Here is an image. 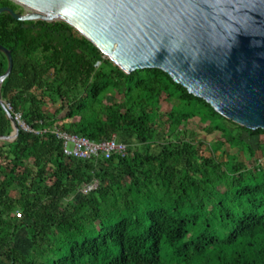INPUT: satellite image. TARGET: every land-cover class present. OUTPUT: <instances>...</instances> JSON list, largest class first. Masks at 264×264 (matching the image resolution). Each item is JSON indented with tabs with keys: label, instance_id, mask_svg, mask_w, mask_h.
Segmentation results:
<instances>
[{
	"label": "trees",
	"instance_id": "1",
	"mask_svg": "<svg viewBox=\"0 0 264 264\" xmlns=\"http://www.w3.org/2000/svg\"><path fill=\"white\" fill-rule=\"evenodd\" d=\"M0 45L13 63L3 100L32 129H47L0 140V264H264V168L224 150L226 160L205 155L186 123L197 117L205 133L250 155L242 133L264 129L225 118L161 69L126 73L62 21L3 11ZM7 63L0 50V76ZM54 127L95 142L114 135L127 152L65 156ZM10 131L0 105V135ZM258 149L264 156V143ZM20 231L27 251L15 245Z\"/></svg>",
	"mask_w": 264,
	"mask_h": 264
},
{
	"label": "water",
	"instance_id": "2",
	"mask_svg": "<svg viewBox=\"0 0 264 264\" xmlns=\"http://www.w3.org/2000/svg\"><path fill=\"white\" fill-rule=\"evenodd\" d=\"M17 20L62 21L126 73L158 68L225 118L264 129V0H11ZM14 140L19 126L1 95Z\"/></svg>",
	"mask_w": 264,
	"mask_h": 264
},
{
	"label": "rangeland",
	"instance_id": "3",
	"mask_svg": "<svg viewBox=\"0 0 264 264\" xmlns=\"http://www.w3.org/2000/svg\"><path fill=\"white\" fill-rule=\"evenodd\" d=\"M59 105L60 103L58 102L55 104L48 103L46 107L47 109L53 111ZM169 108H170V103L167 100H164V98L162 97L160 101V113L166 115V113L169 111ZM61 116H63V113H61ZM186 127L188 130V136L190 138L196 137L204 141L203 153L205 155H209L213 153L217 158H220L221 160H226V155L222 154V151L224 150L227 154L237 155L239 160L245 162L247 167L253 169L254 171L256 170L258 165L264 168V156H262L261 151L258 149V144L264 143V134L248 135V133H242V137L244 138V140L248 142L255 150L254 155H250L248 151L245 150L240 151L238 150V148L229 147L226 143L223 142L221 134L218 131H215L211 134L205 133L201 129V125L197 117L190 119L186 123ZM156 138H157V142L154 143L152 148L154 152H157L160 149V143L163 141L162 132H159ZM127 142L136 143V139L131 138ZM15 245L24 251L28 250L27 248L29 245V241L24 231H20L18 233L16 237Z\"/></svg>",
	"mask_w": 264,
	"mask_h": 264
},
{
	"label": "built area",
	"instance_id": "4",
	"mask_svg": "<svg viewBox=\"0 0 264 264\" xmlns=\"http://www.w3.org/2000/svg\"><path fill=\"white\" fill-rule=\"evenodd\" d=\"M4 104L6 108L11 111L13 119L17 122L19 128L27 131H33L37 134H43L47 132L46 128L39 130L32 129L23 121L20 112H13L12 107L8 102L4 101ZM51 132L62 140L63 153L68 157L73 156L85 159L102 154L105 158H109L112 154H120L123 156L127 152L126 144L117 141L114 135L109 140L95 142L83 136L67 133L57 127L52 128ZM94 187L95 185L86 186L84 191ZM15 215L17 217H21V212H16Z\"/></svg>",
	"mask_w": 264,
	"mask_h": 264
}]
</instances>
